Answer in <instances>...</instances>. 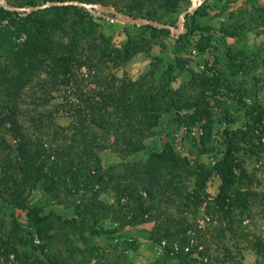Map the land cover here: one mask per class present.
<instances>
[{"label":"trees","instance_id":"16d2710c","mask_svg":"<svg viewBox=\"0 0 264 264\" xmlns=\"http://www.w3.org/2000/svg\"><path fill=\"white\" fill-rule=\"evenodd\" d=\"M52 1L70 0H22L17 7ZM81 1L112 5L135 17L174 25L163 19L168 13L177 11L182 0ZM206 8L204 3L192 15L186 16V33L179 37L206 31L195 22V16L206 14ZM141 27L171 34L168 29ZM97 28L94 17L85 8L75 5L19 12L5 9L0 4V149L3 153L0 202L25 215L24 224L17 220L13 222V228L21 235H15L12 242L3 241L5 255L13 253L18 264H32L30 255L26 254L23 259L17 248L20 244L40 253L41 258L37 256L33 263L89 264L83 251L72 244L71 237L109 233L101 223L113 215L115 221L124 216L125 225L153 223L150 241L158 244L161 252L151 264H174L173 261L176 264H217V258H211L209 252H195L200 246L190 244L188 215L197 213L206 203L207 185L213 176H218L221 184L212 206L227 220L229 229L235 221L242 224L253 192L240 186V182L248 178V172L239 152L241 143H254V134L249 128L252 124L236 131L224 130L223 149L211 166L180 155L169 142L145 162L128 167L127 172L107 171L97 162L94 153L103 136L115 137L116 150L132 155L143 148V139L154 133L162 115L170 112L171 107L181 111L188 104H180L184 96L173 90L172 84L176 80L173 63H169L163 72L165 82H156L155 65L135 80L118 76L116 71L120 67H125L136 54L145 50L133 38L117 46ZM207 33L199 47L201 51L212 52L216 46L211 32ZM22 35L24 38L19 40ZM228 58L231 62L235 59L231 54ZM177 61L178 67L182 68ZM209 69L214 74L201 79L203 85H208L206 89L215 91L226 87L218 68L212 66ZM83 70L94 76L99 88L84 92L76 86ZM40 75H44L53 87H70L75 97L82 101L67 109L75 125L72 136L78 138L79 153L74 151L75 146L59 147L51 152L21 123V116L27 113L22 108L25 90ZM227 87L231 96L245 103V90ZM51 97L46 93L44 101L48 102ZM190 101L197 107L204 104L202 99ZM254 103L249 113L251 122L264 127V97L258 96ZM204 112L209 114L206 108ZM204 128L203 146L210 142L212 126L206 124ZM97 131L102 134L96 135ZM260 142L264 146V142ZM37 185L61 203L66 199L60 196L62 192L70 194L75 190L79 194L81 190H87L93 197L79 202L63 201L62 204L75 211L70 218H65L56 210L46 213L43 206L29 203L28 192ZM104 194H111L114 200H95ZM254 245L261 253L262 243L255 242ZM74 253L82 255L81 261L72 260ZM195 253L199 257H194Z\"/></svg>","mask_w":264,"mask_h":264},{"label":"rangeland","instance_id":"374dc122","mask_svg":"<svg viewBox=\"0 0 264 264\" xmlns=\"http://www.w3.org/2000/svg\"><path fill=\"white\" fill-rule=\"evenodd\" d=\"M7 1L19 6L22 0ZM204 3L207 4L206 14H197L195 22L206 31H196L181 37V34L172 30L170 35H165L140 25L122 23L112 15L99 14L95 8L89 10L83 7L98 23L97 30L113 44L122 46L128 38H133L143 46L145 51L136 54L125 67H120L116 71L118 76L135 80L155 65L156 82H165L163 72L169 63H173V75L176 77L172 84L173 90L178 95L183 94L184 99H181L180 104H188L181 111L171 107L170 112L162 115L154 133L143 139V148L140 151L128 156L119 153L116 150L118 146L114 144L115 137L108 135L103 136L101 144L94 149L95 158H98L97 162L107 171L111 169L123 173L133 165L145 162L153 152L160 151L170 142L180 155L211 166L220 157L223 149L224 130L236 131L252 124L249 128L253 131L254 143H241L242 150L239 152L248 172V178L243 179L240 186L253 192L246 213L242 216V224L235 221L229 229L227 220L213 208L212 201L221 184L220 178L213 176L207 185L206 203L197 213L188 215L191 223L188 238L190 244L200 246L195 252L206 250L211 258H217V264H264V146L260 142H264V127L253 125L249 114L257 97H264V0H204ZM190 4L191 0H182L178 10L168 13L163 21L179 26L180 14ZM106 6L115 8L112 5ZM207 31L211 32L216 46V50L212 52L201 51L199 47L203 38H207ZM228 31L236 34L229 35L226 33ZM185 33L186 27L182 34ZM22 38L24 36L19 40ZM228 54L234 56L233 62ZM177 60L182 68L178 67ZM212 66L218 68L225 82L224 86L246 91L247 95L243 98L245 103L238 102L226 87H219L215 91L206 89L208 85H203L201 79L214 74L209 69ZM78 76L76 86L84 92L99 88L94 76L87 74L86 70L81 71ZM79 89L78 92L81 91ZM73 92L68 86H51L44 75L37 76L25 90L22 108L27 113L21 116V123L34 139L44 143L51 152L65 146H75L74 151L80 152L77 147L78 138L72 136L75 126L73 118L67 112L69 105L82 103ZM46 93L47 96H52L48 102L44 101ZM199 99L204 102L199 107L190 101ZM205 108L209 114L204 112ZM179 118L182 120L179 121ZM206 124H210L212 130L210 142L203 146L202 137ZM89 134L92 136L91 132ZM100 134L102 132H96V135ZM91 136L89 137L92 138ZM2 156L0 149V161ZM83 173L84 177L85 170ZM74 191L70 194L60 193L61 197H66L61 200L62 203L65 200H92L93 196L87 190H81L79 194ZM28 200L32 205L43 206L46 213L56 210L65 218H70L75 213L73 208H67L39 185L29 190ZM95 200L108 202L114 199L111 194H104ZM114 219L110 215L101 223L109 233L100 236H72V244L83 251L89 264H151L161 252V247L150 241L153 223L132 226L124 224V216L117 221ZM15 220L24 224V213L14 211L0 202V264L19 263L15 254L5 255L6 246L3 245V241L12 242L15 235H21L13 228ZM255 242L262 243L261 253L256 251ZM17 248L23 259L28 254L32 257V264H40L33 263L37 256L41 258L40 253L33 251V247L19 244ZM64 256L70 257L69 254ZM193 256L199 257L198 253ZM81 259V254H73L74 262ZM173 263L176 264L175 261Z\"/></svg>","mask_w":264,"mask_h":264},{"label":"water","instance_id":"95a60500","mask_svg":"<svg viewBox=\"0 0 264 264\" xmlns=\"http://www.w3.org/2000/svg\"><path fill=\"white\" fill-rule=\"evenodd\" d=\"M204 3V0H191L190 6L184 10L180 14V20L181 23L179 26H174L156 19H150L147 17H135L132 16L126 12L120 11L116 8L109 7L103 4H90L84 1H76V0H70V1H52V2H46L44 4L36 5V6H28V7H17V6H12L8 3L7 0H0V4L8 10L11 11H21V12H32V11H38L41 9H46L50 7H55V6H68V5H75V6H80V7H85L89 10H93L94 8L98 10L99 14H109L112 15L115 19L122 23L126 24H136L140 26L144 25H149L155 28H160V29H168L172 30L176 34H182L185 31V22H186V16L194 13L195 10L200 7Z\"/></svg>","mask_w":264,"mask_h":264}]
</instances>
